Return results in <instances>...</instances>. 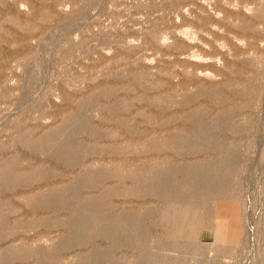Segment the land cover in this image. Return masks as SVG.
I'll return each instance as SVG.
<instances>
[{
  "label": "rangeland",
  "instance_id": "obj_1",
  "mask_svg": "<svg viewBox=\"0 0 264 264\" xmlns=\"http://www.w3.org/2000/svg\"><path fill=\"white\" fill-rule=\"evenodd\" d=\"M0 264H264V0H0Z\"/></svg>",
  "mask_w": 264,
  "mask_h": 264
},
{
  "label": "bare ground",
  "instance_id": "obj_2",
  "mask_svg": "<svg viewBox=\"0 0 264 264\" xmlns=\"http://www.w3.org/2000/svg\"><path fill=\"white\" fill-rule=\"evenodd\" d=\"M31 141V140H30ZM55 146V147H54ZM32 147V146H31ZM50 147H54V148H56V149H54V148H52L53 149V151L58 155V156H63L64 154H63V152H62V150L59 148V146H57V145H53V144H49V143H45V146H43V147H41V148H39V150L42 152V151H46V148H47V150H50V149H48V148H50ZM36 150V149H35ZM44 151V152H45ZM52 152V151H51ZM63 159H65V158H63ZM145 180V179H144ZM151 180H153V179H151ZM150 180V181H151ZM7 182H8V180H7ZM96 182V181H95ZM94 182V183H95ZM99 182V181H98ZM142 182V181H141ZM140 182V183H141ZM145 181H143L141 184H143V186H144V183ZM139 183V182H138ZM140 184V185H141ZM95 185H96V183H95ZM139 185V184H138ZM146 185V184H145ZM142 188H144V187H142ZM157 188V187H156ZM144 190V189H143ZM156 190H158V189H156ZM172 190H173V188H172ZM36 206H40L41 208L43 207V208H49V207H51L50 206V201L48 202H45V203H42L41 201H40V203H37L36 204ZM97 251V250H96ZM96 251H95V254H96ZM98 255V254H97Z\"/></svg>",
  "mask_w": 264,
  "mask_h": 264
}]
</instances>
